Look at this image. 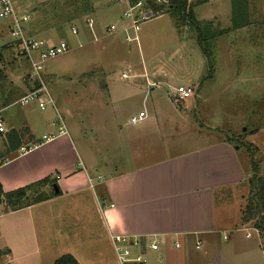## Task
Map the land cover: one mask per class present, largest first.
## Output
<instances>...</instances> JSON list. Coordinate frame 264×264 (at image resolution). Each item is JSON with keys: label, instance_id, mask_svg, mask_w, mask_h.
Segmentation results:
<instances>
[{"label": "rangeland", "instance_id": "374dc122", "mask_svg": "<svg viewBox=\"0 0 264 264\" xmlns=\"http://www.w3.org/2000/svg\"><path fill=\"white\" fill-rule=\"evenodd\" d=\"M187 2V12L188 9L193 11L197 25L183 23L174 12H165L139 25V45L129 44L121 36L122 7L114 0H15V7L17 12H37L36 22L32 25L39 32L54 29L56 33L53 32L52 39H48L51 41H46L48 45L56 46L61 41L69 45L67 53L43 65L40 75L70 134L82 136L78 146L85 145L84 148L89 149L90 143L85 142L89 138H98L95 144H100L98 148L101 149V140H112L120 135L121 127L123 134L135 131L143 122L132 125L130 119L144 110L150 120L156 113L159 125L166 130L168 120L172 116L178 117L170 112L175 105L174 89L190 87L194 90V97L187 101L190 108L183 111L188 123L203 126L206 134L219 138L228 136L234 144L251 154V165L257 171L253 174V182L249 183L242 220L246 218L245 211L250 204L253 209L255 204L261 205L264 216V0H247L252 24L240 30H232L233 0ZM89 19L94 21L92 32L97 41H94L87 24ZM6 22L0 20V26H5ZM111 25L117 26L118 31L108 33L106 30ZM72 28L78 29L79 35H74ZM208 31L222 34L205 44L211 53L210 59L198 43V33L206 36ZM86 34L89 38L86 36L82 40ZM4 35L6 38L0 41V110L6 103H14L33 90V82H38L31 63L17 56L11 37ZM123 73L131 77L123 79ZM148 79L152 82L149 85ZM31 108L34 110L28 112ZM73 109L80 110L81 117L68 113ZM54 112L53 108L42 111L36 101H31L26 107L15 104L3 117L7 121L10 116L16 123L29 113L37 119L52 118V115L57 118ZM58 126L59 129L60 124ZM234 127L237 134L232 135L228 130ZM80 129L84 131L82 134ZM252 130L261 132L254 135ZM39 193L50 195L52 190L45 187L33 189L30 202ZM0 209V215L7 213L1 204ZM253 209L250 213L254 217ZM256 220L257 217L246 226L252 228ZM6 222L10 223L0 220V227H5ZM1 232L0 264H9L11 252L2 249L6 241ZM245 234L238 232L235 236L244 237ZM250 234L252 239L243 238L242 244L219 240L218 247L223 249L229 264H264V241L254 232ZM6 236L7 244L15 248L14 264H55L54 260L64 254L61 253L63 248L56 246L53 250L51 246V252L43 249L41 253H32L28 257L26 253L32 250L29 247L22 250L21 244L27 246L25 242L13 239L12 234ZM37 236H41L38 231ZM56 242L60 243V239ZM234 246L238 249L237 256L241 254L236 261L237 257H233L235 251L230 250ZM242 247L248 255L240 251ZM107 250L101 255L82 253V264H117L114 249L115 256L110 247ZM205 250L204 247L199 251L191 249L190 256L196 260ZM166 253V264H185L188 256L184 249L173 247ZM209 258H212V264L220 262V254L212 253ZM148 264H162L158 253H153Z\"/></svg>", "mask_w": 264, "mask_h": 264}, {"label": "crops", "instance_id": "0c3cea01", "mask_svg": "<svg viewBox=\"0 0 264 264\" xmlns=\"http://www.w3.org/2000/svg\"><path fill=\"white\" fill-rule=\"evenodd\" d=\"M23 11L30 15L26 24L28 36L45 42L52 39L54 29L45 32L34 29L32 23L36 22L37 12ZM8 24L7 21L5 26H0V41L6 38L4 34L8 35ZM92 36L96 38L93 32ZM147 82L148 85L152 83L149 79ZM37 83L33 82L34 89L38 87ZM197 96L196 93V99ZM21 98L6 103L0 110L3 120L0 185L4 193H10L49 179L54 181L52 188L49 185L45 188H50L54 195L18 211H11L1 198L0 204L6 207L7 213L0 215V220L10 221L0 227L6 241L2 249L11 252L9 264H14L15 248L7 244V234L26 243L27 246H21L23 251L25 247L32 250L26 253L28 257L43 249L51 252V246L53 250L59 246L63 248V256L70 254L79 264H82V253L101 255L108 247L115 256L111 235H129L140 240L143 248L157 243L158 251H144L147 264L153 259L154 252L158 253L159 262L166 264V250L172 247L186 251L185 264H212V258H209L212 253L220 254V262L213 264H229L223 249L218 247L219 240L242 244L243 238L252 239V235L247 237L251 231L261 239L254 226L249 228L246 226L249 222L242 220L246 193L254 174L250 154L228 136L219 138L206 134L203 126L188 123L183 113L190 108L188 100L174 102L170 112L178 117L172 116L168 120L166 130L159 125L156 113L153 120L147 114V119L135 131L123 134L121 127L120 135L112 140H101V149L98 148L100 144H95L98 138H89L85 144L90 143V147L86 149L85 145L78 146L82 136L71 135L66 125L67 134L59 135L57 119L61 113L55 102V108H49L55 110L57 118L52 115V118L37 119L29 113L16 123L10 116L6 121L3 114ZM59 103L62 105L60 100ZM31 110L34 109L28 112ZM68 113L81 117L77 109ZM11 131L16 137L10 142L7 135ZM83 132L80 129V133ZM228 132L237 134L236 127ZM260 132L252 130L254 135ZM50 136L56 137L55 140L26 155L20 154L23 147L41 143L44 137ZM169 141H172L171 145ZM112 204L114 208L100 210V205L109 207ZM37 231L41 236L36 237ZM238 232L246 234L237 237ZM202 247L206 250L194 260L190 250L199 251ZM230 250L236 253L234 260H239L238 249L234 246ZM240 251L246 254L243 247Z\"/></svg>", "mask_w": 264, "mask_h": 264}, {"label": "built area", "instance_id": "2783aa9c", "mask_svg": "<svg viewBox=\"0 0 264 264\" xmlns=\"http://www.w3.org/2000/svg\"><path fill=\"white\" fill-rule=\"evenodd\" d=\"M122 7L123 28H121V35L129 44L139 43L137 32L139 25L151 18L159 17L165 12H169L173 6L174 0H114ZM171 8V9H170ZM0 20L8 21V35L12 39V44L17 51V56L28 60L31 63L34 76L37 77L38 87L21 98L17 104L21 106L28 105L31 101H36L40 110L44 111L50 106L55 108V103L51 98L46 85L44 84L40 72L43 65L56 57L64 55L69 51V45L65 41H61L56 46L47 45V43L36 37H30L25 32L26 24L30 21V15L26 11L17 12L15 7V0H0ZM90 29L93 28L94 21L89 19L87 21ZM93 30V29H92ZM73 34L77 35V29H72ZM112 34L118 31V27L111 25L106 30ZM36 56V59H35ZM131 76L123 73V79H129ZM194 97V90L190 87H179L174 89L173 99L177 102H184ZM147 119L146 111L140 112L137 116L130 119L132 125H137ZM57 122L60 124L59 135L67 134L63 118L59 115ZM3 128V120L0 118V130ZM56 137H44L41 143L33 144L29 147H23L20 150L21 155H26L40 146L48 144L55 140ZM101 179V178H100ZM92 187V186H91ZM108 208H114V205L107 207L100 205V210L105 211ZM247 237H251L248 234ZM227 239V237H224ZM111 244L116 253V258L119 264H147L144 251L149 249L151 251H158L159 245L152 242L147 248L142 247L140 240L135 239L129 235H111ZM179 248L180 245L176 244ZM264 251V250H263Z\"/></svg>", "mask_w": 264, "mask_h": 264}, {"label": "trees", "instance_id": "16d2710c", "mask_svg": "<svg viewBox=\"0 0 264 264\" xmlns=\"http://www.w3.org/2000/svg\"><path fill=\"white\" fill-rule=\"evenodd\" d=\"M187 8H188L187 0H174L173 8L170 11L176 14L175 16L177 17V19H179V21H182L183 23L191 22L192 25H197L196 20L194 18L193 11L188 9V12H187ZM232 9H233L232 30L244 29L252 24L251 15L248 12L247 0H233ZM208 27L210 28V25ZM220 35L222 34L221 33L213 34L209 32L205 36V34L201 32L198 33V43L202 47V51L204 52V54L209 59L211 58V53L208 50V45H205V44H209L211 40H215ZM15 137L16 135L13 133V131L8 133L7 135V139L10 142ZM247 148L250 149V146H247ZM254 170H255V167H254ZM256 171L257 170H255L254 172ZM253 179L254 177L252 178V180ZM252 180L250 181V183L253 182ZM53 183L54 181L45 179L43 181L38 182L35 185L29 186L23 189H19V190L10 192V193H4L0 185V201L2 200L1 198H4V202L7 204L8 208H10L11 211H18V210L24 209L31 205L46 201L50 196H53L54 195L53 191H52V194L50 195L39 193L37 194L35 199H33V201L30 202V193L32 192L33 189L46 187L48 185L50 186V188H52ZM252 209L253 208L251 207V204H250L248 209L245 211L246 218H244V221L245 223L252 222L257 217V220L253 226H254V229H256L259 232L262 240L264 241V216H262L263 215L262 206L255 204V208L253 210L255 211L256 215H254V217L250 213ZM55 264H79V262L72 255L67 254L57 259L55 261Z\"/></svg>", "mask_w": 264, "mask_h": 264}]
</instances>
